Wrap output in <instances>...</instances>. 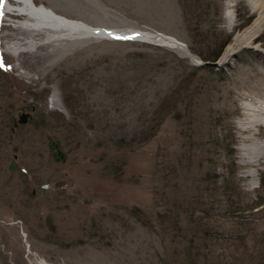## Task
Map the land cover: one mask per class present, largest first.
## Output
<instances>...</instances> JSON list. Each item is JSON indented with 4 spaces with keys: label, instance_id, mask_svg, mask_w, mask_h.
Segmentation results:
<instances>
[{
    "label": "rangeland",
    "instance_id": "obj_1",
    "mask_svg": "<svg viewBox=\"0 0 264 264\" xmlns=\"http://www.w3.org/2000/svg\"><path fill=\"white\" fill-rule=\"evenodd\" d=\"M35 3L145 35L0 18V264H187L196 246L204 264H220V255L230 262L235 250V264H264V204L252 210L264 202V120L252 122L264 117L254 109L264 107V26L220 63L260 9L247 0ZM210 29L225 43L211 67L154 35L174 36L203 60L197 50ZM185 87L180 119L160 109ZM23 112L32 117L22 123ZM53 140L64 161L53 157ZM228 140L234 152L223 150ZM182 151L194 156L186 172ZM231 166L234 204L220 187H199V169Z\"/></svg>",
    "mask_w": 264,
    "mask_h": 264
},
{
    "label": "bare ground",
    "instance_id": "obj_2",
    "mask_svg": "<svg viewBox=\"0 0 264 264\" xmlns=\"http://www.w3.org/2000/svg\"><path fill=\"white\" fill-rule=\"evenodd\" d=\"M247 1L249 4L251 3L250 6L253 5L252 8L257 7L258 10L260 9V11H261L260 16L261 17L256 19L252 23V25L249 26V29L247 31L243 32L242 34H238V36H236L234 38L235 42L232 43L233 46L227 47L225 53L220 58V63L221 62L225 63L226 61H228V58L233 56L235 51L240 49V47L242 45H246V43L248 44V43L254 42V39H256V37L258 36L259 30L261 29L262 26H264V0H247ZM11 15L12 16L21 15L23 17L22 19H19L20 20L19 22L14 21L15 22L14 25L16 27L17 26L19 27V25H20L22 27L23 26L29 27V28L34 27L36 29H41V28L62 29V28H65V29H71V31L73 29H79V30L80 29H82V30L87 29L88 31H91L94 33L95 32L96 33H105V32L106 33H112L114 31L111 29H108V30L102 29V28H99L98 26L95 27V26L88 24L87 22L85 23L79 19H76V20L72 19V18L68 17L67 15H63V14L58 13L57 11H55V9L50 8L46 4H36L35 0H1L0 18L9 19L8 17ZM114 33H116V31H114ZM138 34L142 35V36L145 35L143 32H139V31L136 33H133V35H135V37H136V35L138 37ZM154 35H156L159 38L161 37L164 40H167L168 43H170L173 46H176L180 49H183L184 53L187 54V56L189 55L192 58L197 57L196 55L191 53L188 50V48L185 45H183L181 42H179V40L177 38H175L174 36L172 37V36H170L166 33H163V32L162 33L161 32H159V33L155 32ZM149 38H150V36H149ZM151 39H153V38H151ZM13 48H15V45H13ZM55 100H56V98H55ZM263 105H264V103H263ZM254 109L258 110V111L263 110L262 112H264V107H261V108L256 107ZM263 120H264V117L262 118V117L258 116V118L253 119L252 122L255 123L254 125H256L257 123H260V121L262 122ZM258 148H259V151L256 148L258 151L257 155L259 157H261L262 153L264 152V144L258 145ZM242 149H249V148L244 147ZM251 151H252V149H251ZM247 154H249V153H247ZM251 157H253V156H251ZM251 160H253V159L250 158L249 160H247V162H249ZM40 264H48V263L43 261Z\"/></svg>",
    "mask_w": 264,
    "mask_h": 264
},
{
    "label": "trees",
    "instance_id": "obj_3",
    "mask_svg": "<svg viewBox=\"0 0 264 264\" xmlns=\"http://www.w3.org/2000/svg\"><path fill=\"white\" fill-rule=\"evenodd\" d=\"M205 39L208 40V46L206 49L203 50H197L198 54H200V56L202 58H204L205 60H210V61H214L216 59H218L220 57V55L222 54V50L223 47L225 45V43L221 40H218V36H217V31H211V29L209 31H206L205 34ZM212 64H208V63H204L201 67H211ZM200 67V66H199ZM186 93L185 95L183 94L184 91L180 90V89H176L173 90V95H170L169 97H165L162 100V103L159 104V107L161 110H163L162 108L164 106H170L172 108H168V109H174L175 110V118L180 119V115H181V111H182V104L184 103L185 99H186V95H187V87H185ZM187 105V104H186ZM166 109V108H165ZM228 144L227 146L222 143V148L223 150L227 151V147L228 148V152H234V149L231 147V141L228 140L227 141ZM191 147V145H189V148ZM193 154L187 151H182L179 155V160L178 162L180 163V167L179 169L186 172L187 169L190 168V166L193 164ZM233 166V165H232ZM229 169L228 173L225 172H218L216 171V169L212 170H200L199 169V173H200V178L203 179V181L206 183L204 184V186L202 185V181H200L201 184H199V187L203 190V188L205 190H209L211 188L213 189H218L219 187L220 189V193L223 192L226 194L227 196V200H229V202L233 203L232 195L234 194V191L236 190L237 187V183L233 178H230V176L235 175V168L232 167ZM198 181L194 182V185L197 183ZM197 187V185H195ZM177 197V195L174 196V201L173 203H178L180 205V202L176 201L175 198ZM200 201L202 202L201 204L203 205V210H207V205L205 204V202L199 198ZM221 200V199H220ZM219 200V203L221 202ZM234 204V203H233ZM264 204V202L261 203H256L253 204L252 206V210L259 206ZM220 210V209H219ZM226 212H223L224 214H233V211L231 213H229V210L227 208L224 209ZM162 214V213H161ZM203 232L207 233L208 230L207 228H205V226H203ZM195 254L191 253V258L189 257L188 259V263L187 264H204V260H206V256H203L202 258L200 257V255H198L197 252H200V247L196 246L195 247ZM237 251L235 250L234 253H231V257L232 260L229 262L228 260L223 259L224 255H220L221 259L218 260V262H221L220 264H235L236 262H238V256L235 254ZM201 254V253H200ZM188 257V256H187ZM225 258V257H224ZM216 264V263H213Z\"/></svg>",
    "mask_w": 264,
    "mask_h": 264
},
{
    "label": "water",
    "instance_id": "obj_4",
    "mask_svg": "<svg viewBox=\"0 0 264 264\" xmlns=\"http://www.w3.org/2000/svg\"><path fill=\"white\" fill-rule=\"evenodd\" d=\"M109 35H112V36H118V37H127V36H131L129 34L127 35H122V34H114V33H108ZM134 39H138L137 37L134 38ZM179 42H182V41H179ZM183 43V42H182ZM184 44V43H183ZM186 45V44H185ZM191 60L192 62H194L195 64H204V63H208V64H214L216 62V60L214 61H210V60H202L201 58L199 59V57H191ZM32 99V98H30ZM20 118H19V122H25L27 121L30 117H32L31 113L30 112H23L22 114H19ZM15 124H17V122H15ZM51 147H52V150H53V157H55V160L57 161H64L66 157H64V151L62 150L61 146H59V143L58 141L56 140H53L51 142ZM16 156V155H14ZM17 164V161L16 159L13 160V162L10 164V169H12L15 165ZM47 186V185H45Z\"/></svg>",
    "mask_w": 264,
    "mask_h": 264
},
{
    "label": "snow or ice",
    "instance_id": "obj_5",
    "mask_svg": "<svg viewBox=\"0 0 264 264\" xmlns=\"http://www.w3.org/2000/svg\"><path fill=\"white\" fill-rule=\"evenodd\" d=\"M125 38L127 39V38H130V37H125ZM2 66H3V65H2V64H0V67H2Z\"/></svg>",
    "mask_w": 264,
    "mask_h": 264
}]
</instances>
